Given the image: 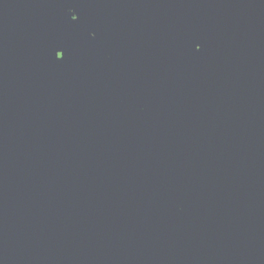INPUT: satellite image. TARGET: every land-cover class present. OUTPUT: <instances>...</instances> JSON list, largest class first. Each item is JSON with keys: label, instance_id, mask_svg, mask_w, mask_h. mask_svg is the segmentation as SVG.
<instances>
[{"label": "water", "instance_id": "obj_1", "mask_svg": "<svg viewBox=\"0 0 264 264\" xmlns=\"http://www.w3.org/2000/svg\"><path fill=\"white\" fill-rule=\"evenodd\" d=\"M0 264H264V0H0Z\"/></svg>", "mask_w": 264, "mask_h": 264}, {"label": "snow or ice", "instance_id": "obj_2", "mask_svg": "<svg viewBox=\"0 0 264 264\" xmlns=\"http://www.w3.org/2000/svg\"><path fill=\"white\" fill-rule=\"evenodd\" d=\"M72 19H73V21H76V20H78V17L73 15ZM57 57H58V59L63 60L65 58V54L63 52H58Z\"/></svg>", "mask_w": 264, "mask_h": 264}]
</instances>
